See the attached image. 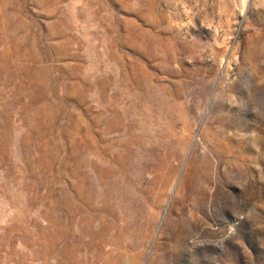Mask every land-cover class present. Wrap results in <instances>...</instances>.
<instances>
[{"label": "rangeland", "instance_id": "obj_1", "mask_svg": "<svg viewBox=\"0 0 264 264\" xmlns=\"http://www.w3.org/2000/svg\"><path fill=\"white\" fill-rule=\"evenodd\" d=\"M0 264H264V0H0Z\"/></svg>", "mask_w": 264, "mask_h": 264}]
</instances>
